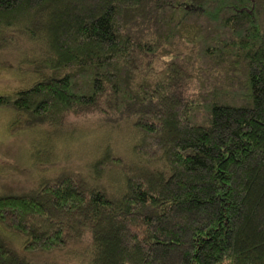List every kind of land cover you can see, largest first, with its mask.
I'll use <instances>...</instances> for the list:
<instances>
[{"label": "trees", "instance_id": "trees-1", "mask_svg": "<svg viewBox=\"0 0 264 264\" xmlns=\"http://www.w3.org/2000/svg\"><path fill=\"white\" fill-rule=\"evenodd\" d=\"M12 31L43 55L41 78L0 95L14 124H128L137 160L107 150L0 194L24 238L0 232V264H264V0H0Z\"/></svg>", "mask_w": 264, "mask_h": 264}, {"label": "rangeland", "instance_id": "rangeland-1", "mask_svg": "<svg viewBox=\"0 0 264 264\" xmlns=\"http://www.w3.org/2000/svg\"><path fill=\"white\" fill-rule=\"evenodd\" d=\"M7 33L5 45L4 37L0 36V44H3L0 46V95L25 89L43 74L35 71L33 62L43 56L41 47L22 32ZM16 117L13 110L0 108V194L29 191L42 181L70 170L88 172L90 162L94 164V159L102 157L107 150L123 155L130 164L137 160L133 151V129L128 124L109 125L96 115H89L71 118L63 131L52 135L50 128L18 126L14 124ZM113 166L110 173L118 184L122 177L120 166ZM0 232L21 251L24 242L21 235L1 225ZM68 257L69 253L38 258L65 264Z\"/></svg>", "mask_w": 264, "mask_h": 264}]
</instances>
